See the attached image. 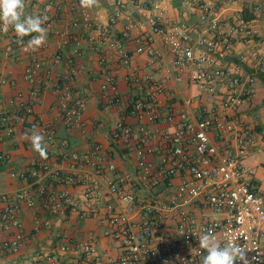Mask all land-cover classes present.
<instances>
[{"label":"built area","instance_id":"2783aa9c","mask_svg":"<svg viewBox=\"0 0 264 264\" xmlns=\"http://www.w3.org/2000/svg\"><path fill=\"white\" fill-rule=\"evenodd\" d=\"M66 1L48 0L50 6L61 10ZM76 6L77 15L71 19L75 28L93 25L90 10L81 7L80 0H70ZM114 6L109 25L125 19L123 36L133 43L129 49L124 40L116 38L107 28L98 39V51L102 64L101 87L104 108L120 109L112 139L123 145L134 140V122L141 134L136 146L137 170L133 179L136 189H128L125 183L130 174L107 177L115 172L116 164L110 152L101 144H94L85 151L70 150L65 158L72 169L61 172L51 166V158L58 147H66V140L56 143L54 124H40L48 152L46 158H38L22 176L33 181L14 193L0 194V233L7 237L0 240V252L18 253L25 244L21 231L20 211L33 209V229H53L62 225L72 213L83 218L97 217L102 207L107 213L105 234L119 242L117 257H101L98 241L93 232L82 239H71L63 233L64 241L56 251L44 256L43 264H201L198 238L210 233L221 245L234 241L244 250V260L236 264H264V192L254 177V170L247 166L245 158L257 143L254 128L249 127L240 114L241 107L249 103L255 78L237 73L234 68L217 65L220 56L232 48L234 33L250 32L249 21L241 20L231 30L225 29L219 15L220 3L235 0H185L199 10V28L193 36L185 22L164 24L167 4L144 0H110ZM41 16H47L44 10ZM49 22V17H47ZM161 40L167 50L159 49L155 42ZM13 40L16 41L15 35ZM45 46V45H43ZM135 54H145L154 62L167 60L168 70L187 74L192 84L203 92L218 98L217 108L209 109L198 102L193 117L182 122L173 131H164L160 160L155 163L148 155L155 152L150 140L153 133L148 122H172L177 114L173 104L174 91H169L161 80L152 74L144 75L132 68ZM73 56L80 57V47L73 49ZM63 59L61 53L53 55L54 63ZM55 79L58 94V112L55 120L69 131L85 132L84 117L88 99L85 93L75 90L73 80L81 68L72 64ZM116 64L117 68L108 66ZM118 68H128V81L140 86L142 94L126 105L119 91ZM42 62L33 58L24 70L30 82L29 100H23L20 92L16 100H9L20 112L24 121L34 112L43 80L38 73ZM46 77L50 76L47 72ZM142 82L145 85H142ZM161 95L167 99L159 100ZM190 99L185 104H191ZM264 108V104H263ZM14 130L10 111L0 97V132L11 134ZM264 144V133H260ZM7 159L0 152V164ZM49 177L51 183H40L39 178ZM179 177V182L173 179ZM63 184H82L81 196L72 194Z\"/></svg>","mask_w":264,"mask_h":264},{"label":"crops","instance_id":"0c3cea01","mask_svg":"<svg viewBox=\"0 0 264 264\" xmlns=\"http://www.w3.org/2000/svg\"><path fill=\"white\" fill-rule=\"evenodd\" d=\"M150 3L161 1L167 4L163 15L164 24L181 21L188 24L193 32L199 28V10L194 4L185 0H144ZM26 14L40 15L44 10L49 17V22L44 24L47 28V39L45 46L38 50L27 48V41L30 37L24 38V43L17 44L13 40L15 35L12 29L7 33L0 31V97L4 106L10 111L11 122L14 130L11 134L6 131L0 132V152L4 153L7 159L0 164V194L14 193L28 183L32 178H24L22 174L27 172L31 163L38 158V153L32 148L31 142L26 138V133L32 128L39 130L40 124H54L57 130L56 143L66 140V147H58L50 160L53 168L61 172H68L72 169L65 158L70 150L85 151L96 143L101 144L111 154L117 168L115 172H107V177L115 178L116 175L130 174L131 179L125 183L128 189H136L139 195L144 191L135 185V173L137 170L136 146L138 137L141 134L139 125L134 123L136 136L129 145H123L112 139L113 131L119 119L120 109L104 108V93L101 83L103 80V69L107 64L100 61L98 39L102 29L107 28L118 39L124 40L129 49L133 43L127 41L123 36L125 19H121L116 25H109V17L114 6L110 0H99L98 4L89 9L93 18V25L89 28H75L71 25V19L77 15L76 6L73 2L66 1L61 10L50 6L48 0H25ZM219 15L225 29L231 30L241 20L249 21L250 32L234 33L232 48L224 56H220L217 65L234 68L243 75H250L255 78L252 85L253 95L249 103L241 107L240 114L243 121L256 130L257 143L253 145L245 158L247 166L254 170L253 179L258 182L264 192V173L255 171L247 163V158L253 155L256 149L264 148L260 142V133H264V0H235L228 3H220ZM159 49H166L161 40L155 42ZM80 47L83 55L75 57L73 49ZM61 53L63 59L60 63H54L53 55ZM42 62V69L38 75L43 80L42 90L34 105V112L24 121L20 119V112L9 100L17 99L18 93H22L23 100H29L31 84L24 77V70L33 58ZM72 64L81 68L73 80L75 90L85 93L88 99L84 117L87 122L85 132L78 130L69 131L64 125L55 120L58 112V94L55 91V79L64 73ZM108 66L116 67V64L109 63ZM132 68L137 69L140 74H152L154 78L161 80L166 89L174 91L173 104L176 106L177 114L172 122L158 121L148 122L146 125L153 133L150 140L156 149L148 155V159L157 163L160 160L164 141V131L175 130L180 123L187 122L193 117L198 102L201 101L209 109L217 108L219 101L217 97L210 96L203 92L197 85L192 84L188 75L178 74L173 69L168 70L167 60L154 62L145 54H135L132 59ZM50 76L47 78L46 73ZM128 68H118L117 77L119 91L123 103L126 105L132 98L142 94L140 86H133L128 81ZM144 86L145 83L142 82ZM167 99L161 95L159 100ZM190 99V105L185 100ZM249 159V158H248ZM264 165V162L261 163ZM40 183H51L49 177L39 178ZM174 183L179 182V177L173 179ZM59 188H65L72 194L81 196L82 184H63ZM33 209L23 207L20 211L22 221L21 231L25 236L24 247L18 253L3 254L0 252V264H43L44 256L56 251L58 245L64 241L63 233H67L71 239H82L88 233L93 232L98 241V249L101 257H117L120 253L119 242L105 234L106 222L102 219L109 213L106 207H102L97 217L83 218L78 213H72L66 221L53 229H33ZM7 237L6 233H0V240Z\"/></svg>","mask_w":264,"mask_h":264},{"label":"clouds","instance_id":"9594fccd","mask_svg":"<svg viewBox=\"0 0 264 264\" xmlns=\"http://www.w3.org/2000/svg\"><path fill=\"white\" fill-rule=\"evenodd\" d=\"M99 0H80L83 8L91 9L98 4ZM47 16L26 14L25 0H0V31L7 33L12 29L17 44L27 41V48L38 50L47 39V28L44 24ZM32 148L41 158L47 157L48 146L45 136L35 127L26 133ZM201 253V264H236V261L244 260V250L234 241L223 246L213 238L210 233H204L198 238ZM246 264V261H245Z\"/></svg>","mask_w":264,"mask_h":264},{"label":"rangeland","instance_id":"374dc122","mask_svg":"<svg viewBox=\"0 0 264 264\" xmlns=\"http://www.w3.org/2000/svg\"><path fill=\"white\" fill-rule=\"evenodd\" d=\"M248 158L246 160L247 163L251 165L257 173H264V165L261 164L264 162V148L256 149L254 154L250 155Z\"/></svg>","mask_w":264,"mask_h":264}]
</instances>
